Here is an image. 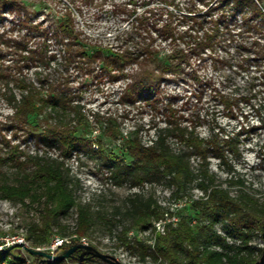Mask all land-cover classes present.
<instances>
[{"label": "rangeland", "instance_id": "obj_1", "mask_svg": "<svg viewBox=\"0 0 264 264\" xmlns=\"http://www.w3.org/2000/svg\"><path fill=\"white\" fill-rule=\"evenodd\" d=\"M177 1L176 7L168 0H0V157L8 156L12 144L22 150L23 159L38 154L64 160L77 199L90 204L96 212L106 213L108 219L107 222L97 219L86 239L124 264L162 262L151 256L139 261V256L130 253L119 237L121 229L129 223L118 214L119 206L129 194L135 191L152 194L176 215L187 212L183 207L185 201L177 202L171 195L172 188L163 182L145 183L144 187H131L129 181L116 183L105 155L132 161L125 146L128 135L138 134L145 144L151 143L157 128L167 125L175 113L182 123L195 125L200 136L215 138L219 145L228 148L227 140L235 139L240 155L225 150L234 164V174L245 181L248 189L264 190V124L256 109L264 99V92L260 91L264 88L263 19L249 8L250 20L238 13L212 31L215 23L211 15L219 14L217 0H209V5L203 0ZM192 1L197 6L189 10ZM254 2L264 12V0ZM166 6L175 10V23L181 30L191 23L181 13L206 15L204 26L195 23L198 30L190 28L184 38L165 40L153 26L164 23ZM211 6L214 7L209 11ZM67 11L75 16L82 30L80 41L60 38L54 33L65 21ZM142 16L148 17L156 37L153 40L159 48L156 52L147 50L152 40L139 19ZM248 21H258L259 25L249 26ZM204 30L214 32L210 38L213 43L200 51L193 45L190 49L186 41H192L197 31L204 36ZM180 47L190 50V63H184L180 70L167 67L158 70L157 64L169 62L167 54H176ZM81 48L83 52L79 51ZM118 55L127 60L120 63ZM144 67L156 70H143ZM152 73H159L160 77L153 97L147 99L139 92L140 82ZM29 83L43 95L53 89L61 94L62 88H67L73 98L72 106L58 113L47 105L41 114L30 116L31 124L39 126L33 129L18 118L16 108L8 101L11 94L20 100ZM59 120L86 139L85 149L79 147L65 156L58 144L40 139L39 130ZM114 131L118 137L113 136ZM192 160L196 164L198 157ZM208 160L210 169L220 178L230 177L213 151ZM4 162L0 165V249L15 242L24 244L20 254L33 262L36 257L28 254L24 246H30L26 235L31 223L41 218V209L7 195L6 183H16L21 174L7 160ZM192 192L194 197L202 194L197 188ZM62 220L73 226L76 214L73 212ZM166 221L155 222L146 230L134 227L130 235L151 242ZM216 229L225 234L221 223ZM68 239L63 246L80 241L76 235ZM251 244L264 247V237L256 235ZM59 247L50 253L59 254Z\"/></svg>", "mask_w": 264, "mask_h": 264}, {"label": "trees", "instance_id": "obj_2", "mask_svg": "<svg viewBox=\"0 0 264 264\" xmlns=\"http://www.w3.org/2000/svg\"><path fill=\"white\" fill-rule=\"evenodd\" d=\"M203 1L209 5V0ZM168 3L179 6L177 0H168ZM190 6L189 10H193L197 3L192 1ZM217 6L219 14L211 15V21L215 23L212 31L219 29L222 22L227 23L230 17L238 13L246 21L250 20L247 14L249 8L261 15L264 23V12L254 0H217ZM166 7L167 18L164 23L153 26L157 35L165 40H176L180 36L184 38L191 29L198 30L195 23L204 26L206 15L181 13L187 22H191L188 27L181 30L175 23V10ZM213 7H209L208 10L211 11ZM139 19L152 40L147 45L148 52H156L159 48L153 42L156 37L149 26L148 17L142 16ZM248 24L257 26L259 22L248 21ZM59 26L60 28L54 30L56 36L80 41L82 30L77 26L76 18L71 11H67L65 21ZM208 31L211 30H204V36L198 35L197 31L192 41L187 40L190 49L197 48L200 51L204 46L210 47L212 42L210 38L215 34L214 32L209 34ZM176 50V54H167L166 59L169 62L163 60L165 66L157 64L158 70L166 67L180 70L184 63H190V50L182 47ZM79 51L83 52L82 48ZM84 53L88 51L84 50ZM261 56L264 57V52ZM125 59L127 60L122 56L118 61L122 63ZM145 68L147 67L143 70ZM159 77V73H152L141 80L139 92L147 99L153 97L152 93ZM23 89L26 92L20 100L11 94L8 101L16 108L18 118L33 129H39V126L31 124L30 116L41 114L47 105L58 113L66 112L72 106V95L66 92L65 87L62 88L61 94L53 89L46 95H43L33 83H29ZM260 91L264 92V88ZM256 109L264 124V99H261ZM81 117L82 114L78 115L79 122L82 121ZM173 117L174 119L167 125L157 128L156 137L151 143L145 144L138 134L132 133L127 136L125 146L132 161L124 162L117 156L105 155L117 184L129 181L131 187H144L145 183L163 182L172 188L171 195L177 202L185 201L183 207L187 209L186 214L179 215L177 221H166L164 231L156 233L149 242L148 239L131 236L132 228L149 229L155 222L166 220L167 216L176 212L160 204L152 194L132 192L119 206L121 210L118 214L121 213L122 217L129 221L119 234L122 243L130 253L139 256V261L151 256L156 261L162 259L161 264H257L264 247L257 248L251 242L256 235L264 237V190L259 192L248 189L245 181L234 174V164L227 157L225 150L239 156L241 151L236 140L232 138L227 140L230 147L226 148L219 145L215 138L207 139L200 136L196 126L182 123L179 115L173 113ZM76 131L59 120L56 124L48 123L47 128L39 130L37 134L49 144H58L63 155L69 156L74 149L79 147L85 149L86 139L76 134ZM113 136L118 137V133L114 131ZM9 147L8 156L0 157V165L7 160L6 163L14 165L21 176L17 178L16 183H6L7 195L24 204L38 205L41 209V218L31 223L29 233L26 235L30 246H27L25 251L36 257L33 262H28L26 257L21 256L23 246L15 242L0 249V264H111L94 256L85 248L76 249L67 258L57 259L30 250L40 247L50 253V246L56 237L68 238L76 235L80 240L89 236L97 219L103 222H107L108 219L106 213L96 212L90 204L77 199L64 160L38 154L28 155L23 159L22 150L18 145L10 144ZM212 151L220 158V165L230 176L225 180L210 169L208 157ZM195 156L198 157L196 164L192 160ZM194 188L200 189L202 194L194 197L192 192ZM73 212L76 214L75 224L71 226L64 223L62 218ZM219 223L225 234L216 229ZM66 244L67 242L64 243ZM68 247L61 245L60 253Z\"/></svg>", "mask_w": 264, "mask_h": 264}, {"label": "water", "instance_id": "obj_3", "mask_svg": "<svg viewBox=\"0 0 264 264\" xmlns=\"http://www.w3.org/2000/svg\"><path fill=\"white\" fill-rule=\"evenodd\" d=\"M21 245H24V244H21ZM24 247L27 248V246H24ZM78 248L88 249L89 251L92 252V254L94 256L100 257L103 260H105L111 264H124L116 256L109 254V253L102 252L96 246H94L90 243L82 242V241H77L74 244H71V246H69L63 253L56 254V255H53V254L46 252L45 250H42L39 248H36V249L30 248V250L34 253L44 255V256H47V257H50L53 259H57L60 257L67 258V257L71 256L74 253V251ZM257 264H264V250H263V254L261 256V259L257 262Z\"/></svg>", "mask_w": 264, "mask_h": 264}, {"label": "built area", "instance_id": "obj_4", "mask_svg": "<svg viewBox=\"0 0 264 264\" xmlns=\"http://www.w3.org/2000/svg\"><path fill=\"white\" fill-rule=\"evenodd\" d=\"M179 219V217H178V215H176V214H173V215H171V216H167V221L169 220H172V221H177ZM159 222V221H158ZM164 228H165V224L163 225V227H162V230L161 231H164ZM80 241H82V242H85V243H89L88 242V240L86 239V237H82L81 239H80ZM65 242H69V239L68 238H61V237H56L55 239H54V242L52 243V245L50 246V249H55V248H57L58 246H61V245H63Z\"/></svg>", "mask_w": 264, "mask_h": 264}]
</instances>
